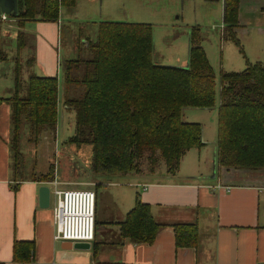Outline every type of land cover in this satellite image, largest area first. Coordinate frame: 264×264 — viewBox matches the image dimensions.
Wrapping results in <instances>:
<instances>
[{
    "label": "trees",
    "instance_id": "trees-1",
    "mask_svg": "<svg viewBox=\"0 0 264 264\" xmlns=\"http://www.w3.org/2000/svg\"><path fill=\"white\" fill-rule=\"evenodd\" d=\"M16 2V15L8 16L18 28L14 85L8 97H0V106L10 108L13 175H31V181H54L55 167L50 165L47 174L39 175L35 172V158L26 162L24 149L35 150L43 131L56 134L60 111L63 118L64 114H74L73 135L67 143L91 146L92 174L152 175L163 165L166 175H174L182 156L203 146L201 126L183 122L182 111L212 110L217 96L216 167L264 170L263 64L247 63L240 73H220L217 90L216 75L203 49L204 35L198 26L190 29L188 67L183 68L153 62L151 25L103 22L95 40L82 44L92 56L66 60L60 65L64 94L59 102L57 77L30 73L23 81L19 54L27 48L30 37L24 32L27 22H57L60 10L74 8L76 0ZM239 2L222 0V33L241 51L235 32ZM2 28L0 17L1 62L8 59L1 47ZM32 62L30 57L25 68ZM78 88L83 90L79 99L73 97ZM120 226L121 236L136 244L153 243L163 227L153 221L149 207L139 199ZM174 232L178 247H195V225L174 226ZM13 258L17 260L16 245Z\"/></svg>",
    "mask_w": 264,
    "mask_h": 264
},
{
    "label": "crops",
    "instance_id": "crops-1",
    "mask_svg": "<svg viewBox=\"0 0 264 264\" xmlns=\"http://www.w3.org/2000/svg\"><path fill=\"white\" fill-rule=\"evenodd\" d=\"M124 1L129 2V9L123 8ZM143 1L109 0V3L114 7L123 8L125 16L120 19L121 21L129 19H131L129 21H137L122 23L149 24L154 29L152 17L156 15L157 10L145 7ZM145 1H148L147 5L151 0ZM102 3L103 0H76L74 8L60 10L57 22H34L30 30H24L33 37L34 54L29 55L26 49L19 54L20 60L24 53L22 60L25 67L27 60L33 58L31 66L22 72V80L26 81L30 73L37 76L57 77L58 99L62 102L64 87L60 66L62 62H59L60 30L64 23H69L72 32L78 29L79 43L81 40L84 43L94 41L100 23L116 22L109 19L114 15L111 11L105 13L99 11ZM212 3L219 4V18L222 24V0H215ZM143 8L149 13L143 12L141 15L139 10ZM4 16L5 20L1 19V22H8L6 29L16 31L17 35L16 21L8 18L9 15ZM194 23L196 24L191 27L198 26V19H195ZM89 26H94L96 29L93 37L80 31L81 27L87 29ZM191 27L188 28L186 35L188 47ZM220 32H223V25L220 26ZM235 32L240 41L241 51L232 42L227 41L244 59L243 70L247 63L264 65V0H240L238 28ZM221 33L220 36H223ZM206 41L204 37L202 44ZM243 42L246 46H243ZM184 44L185 42H182V45ZM248 45L252 46L253 60L246 58L245 49ZM203 49L208 58L206 49L204 47ZM73 52L74 49L70 48V60H74L71 59ZM154 53L153 39L152 60ZM221 55L224 62L225 57L222 52ZM166 57L168 56L165 54L160 55L158 62H153L164 66L163 61ZM187 58L185 53L183 56L176 54L169 56L168 61L172 62L173 66L185 67ZM20 63L21 66L24 65ZM237 66L242 65L238 63L235 68ZM224 69L228 72L220 73L243 71H230L233 68L227 66ZM13 85L12 76V86L4 89L0 86V91H8L9 96ZM9 117V106L2 104L0 106V264H264V170L216 167L215 178H212L211 171L217 153L218 113L215 134H212L211 129L207 133L205 126L197 122H186L201 126L203 146L187 151L182 156L179 169L174 175H165L162 178L156 175L148 177L94 175V182L91 185L95 194V238L90 242L88 250L66 249L65 242L54 239L56 227L53 214L57 202L56 191L65 190L60 187L75 183L63 182L58 175H55L53 182H39L31 181V175L12 174ZM55 136L52 131H43L35 150L25 148L24 153L35 158V172L39 175L48 172L46 169H41L37 163L41 141L46 148V165H48L50 157L56 154ZM89 156L88 151L87 159H90ZM41 187H46L49 192L45 201L40 198ZM137 199L149 207L153 221L163 226L151 244H136L129 238L121 236L120 225L135 207ZM180 225L197 227L198 238L195 247L185 248L176 245L174 226ZM15 245L17 260L14 261Z\"/></svg>",
    "mask_w": 264,
    "mask_h": 264
},
{
    "label": "rangeland",
    "instance_id": "rangeland-1",
    "mask_svg": "<svg viewBox=\"0 0 264 264\" xmlns=\"http://www.w3.org/2000/svg\"><path fill=\"white\" fill-rule=\"evenodd\" d=\"M145 7H150L152 10H157L156 15L152 17L154 23H152L154 27V56L153 61L158 62V56L165 54L166 56H173L179 54V56H183L186 54L187 58V47H188V40H187V31L191 25L196 24L194 23L195 19H198V26L202 29L204 37L206 38V42L202 44V46L206 49L209 62L211 66H213L215 75H216V87L219 90V77L220 72L225 71L228 72L227 69H224L226 66L227 68H233L230 71H239L243 70L244 68V59L239 55L237 49L232 45L229 44L228 41L224 38V36H220V26L221 21L219 18V4L218 3H205L202 0H151L147 5L146 2ZM214 2V1H213ZM126 4V5H125ZM204 7H203V6ZM123 8L129 9L130 4L129 2H123ZM123 8L114 7L112 3H109V0H103L101 8L99 11L102 13L111 11L114 15L113 17L109 18L116 22H137V21H121L120 19L124 18L125 12ZM65 10H69L65 8ZM142 11V12H141ZM149 13L148 10L142 9L139 10V13ZM218 15V16H217ZM209 18V19H207ZM200 19V21H199ZM139 22V21H138ZM63 27L60 30V49H59V62L62 64L66 60H70V48L74 49L73 55L71 59H81V58H88L91 55L86 48H83L84 41L77 40L78 29L75 31L70 29L69 23H64ZM6 25L8 22L3 23L2 28V36H1V47L3 51L6 53L8 59L4 62H0V86L1 89L11 87L12 86V76H13V66H14V59L17 56L16 53V31L6 29ZM34 25V23L27 22L25 24L24 30H30V28ZM81 32H85L91 34V37L95 35L96 29L95 27H88L84 29L81 27ZM31 33V32H30ZM222 34V33H221ZM182 42H185L182 45ZM228 43V44H227ZM243 46H246V43H242ZM156 45V47H155ZM221 48H224L221 50ZM80 49V50H79ZM79 50V51H78ZM221 52L224 54V62L222 61ZM252 46L248 45L245 49V55L248 60H253L251 53ZM26 53L29 55L34 54V40L33 37L28 38V45L26 48ZM157 53V54H156ZM24 53L21 55L23 59ZM168 57L163 61L164 66H173L172 62L168 61ZM20 59V62L23 60ZM187 60V59H186ZM223 62V63H222ZM186 63V62H185ZM238 63H241V67H236ZM181 64V63H179ZM224 64V65H223ZM223 65V67H222ZM228 65L230 67H228ZM175 67H181L179 65H174ZM25 69V64L22 66ZM24 71V70H23ZM8 91L2 90L0 91V96H8ZM83 94V90L80 88L76 89L73 92L74 98H81ZM219 96H217L216 106L212 110H196V109H184L182 111V121L183 122H197L202 126H205L206 132L208 133L210 129L212 130V134H215L216 129V116H217V108L219 105ZM64 119V120H63ZM197 120V121H195ZM64 121V125H63ZM69 125L66 127V125ZM73 126H74V114L68 113L67 115L60 111L58 117V129L56 132V136L54 138L55 143V153L50 159L46 158V148L43 146V141H41L40 152L37 156V163L41 169H46L49 171L50 165L55 167L56 174L60 180L63 182L75 183L74 185H66L64 187L65 190H87L94 192L92 190V185L94 181V174L90 172L91 168V160H92V153L90 145H80L76 146L73 144H68L67 139L68 137L73 135ZM25 151V149H24ZM57 151V152H56ZM88 151L90 152V159L88 158ZM26 162H31L32 158L29 155H26ZM48 168V169H47ZM216 173V169L211 171V175ZM47 174V173H46ZM127 175H139L136 173H130ZM162 178L166 175L165 169L163 165H159L155 174H143L141 176L148 177V176H155ZM168 176V175H166Z\"/></svg>",
    "mask_w": 264,
    "mask_h": 264
},
{
    "label": "built area",
    "instance_id": "built-area-1",
    "mask_svg": "<svg viewBox=\"0 0 264 264\" xmlns=\"http://www.w3.org/2000/svg\"><path fill=\"white\" fill-rule=\"evenodd\" d=\"M5 20V16H1ZM54 239L63 242H92L95 238V194L87 190L56 191Z\"/></svg>",
    "mask_w": 264,
    "mask_h": 264
},
{
    "label": "water",
    "instance_id": "water-1",
    "mask_svg": "<svg viewBox=\"0 0 264 264\" xmlns=\"http://www.w3.org/2000/svg\"><path fill=\"white\" fill-rule=\"evenodd\" d=\"M17 13V2L16 0H0V16L1 15H16ZM188 67V59L186 62V66L183 68ZM213 169H216V153H215V162L213 163ZM215 172L213 173V177L215 178ZM41 200L45 201L49 195L48 189L46 187H41L39 190ZM67 245L66 249H81V250H88L90 248L89 242H65Z\"/></svg>",
    "mask_w": 264,
    "mask_h": 264
}]
</instances>
